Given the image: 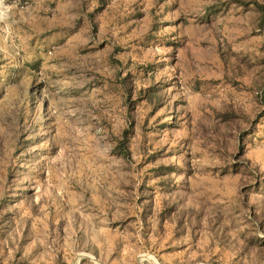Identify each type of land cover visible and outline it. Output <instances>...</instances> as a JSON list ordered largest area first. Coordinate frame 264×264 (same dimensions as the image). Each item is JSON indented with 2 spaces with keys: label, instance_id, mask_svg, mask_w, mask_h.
Wrapping results in <instances>:
<instances>
[{
  "label": "rangeland",
  "instance_id": "obj_1",
  "mask_svg": "<svg viewBox=\"0 0 264 264\" xmlns=\"http://www.w3.org/2000/svg\"><path fill=\"white\" fill-rule=\"evenodd\" d=\"M264 0H0V264H264Z\"/></svg>",
  "mask_w": 264,
  "mask_h": 264
},
{
  "label": "trees",
  "instance_id": "obj_2",
  "mask_svg": "<svg viewBox=\"0 0 264 264\" xmlns=\"http://www.w3.org/2000/svg\"><path fill=\"white\" fill-rule=\"evenodd\" d=\"M256 6L258 7V9L260 10V12L264 16V5H261L259 3H256ZM263 28H264V24H263Z\"/></svg>",
  "mask_w": 264,
  "mask_h": 264
}]
</instances>
